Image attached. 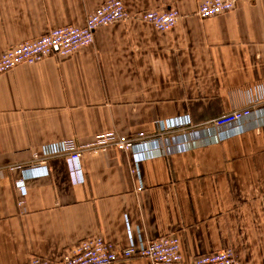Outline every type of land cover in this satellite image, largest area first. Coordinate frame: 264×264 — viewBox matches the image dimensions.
I'll list each match as a JSON object with an SVG mask.
<instances>
[{"label":"crops","instance_id":"obj_1","mask_svg":"<svg viewBox=\"0 0 264 264\" xmlns=\"http://www.w3.org/2000/svg\"><path fill=\"white\" fill-rule=\"evenodd\" d=\"M106 1L0 0V56L82 27ZM200 1L122 0L129 14L181 18L166 32L134 20L101 27L69 58L0 75V264L59 261L93 236L122 247L173 236L184 259L232 248L239 264H264V0L206 20L195 15ZM247 108L242 122L206 125ZM109 132L162 141L135 150L137 164L118 151L51 159L46 173L25 175L23 196L16 190L24 174L13 167L42 146Z\"/></svg>","mask_w":264,"mask_h":264},{"label":"built area","instance_id":"obj_2","mask_svg":"<svg viewBox=\"0 0 264 264\" xmlns=\"http://www.w3.org/2000/svg\"><path fill=\"white\" fill-rule=\"evenodd\" d=\"M237 1L201 0L195 15L201 20L215 18L233 11ZM180 18L181 15L175 9L129 14L122 0H107L87 15L82 27L64 26L51 29L39 38L8 48L0 56V75L18 66H31L49 57L69 58L79 50L92 46L95 32L101 27L134 20L150 24L156 30L166 32L173 29ZM253 111L254 109L247 108L229 112L211 120L206 125L223 128L250 118ZM175 128L176 126H166L165 132ZM160 141H162V134L147 136L144 133H138L128 137L109 132L96 136L94 141L87 145H78L73 139L46 144L33 152L32 160L27 166L13 167L24 174L15 182L16 190L21 195L25 194L24 182L27 178L25 175L37 170H44L46 173L47 164L51 159L63 157L74 165L80 161L85 152L105 154L118 151L130 154L134 152L132 158L137 164L143 159L142 154L135 153V150L142 151L148 145ZM131 174L138 175L137 166L131 170ZM141 189L139 187L136 191H141ZM137 258L145 259L149 264H239L232 248H226L210 255L184 259L180 242L173 236L149 239L137 244L129 243L124 247L108 242L100 236H93L80 241L65 252L59 261L31 257L25 264H115L120 260Z\"/></svg>","mask_w":264,"mask_h":264}]
</instances>
